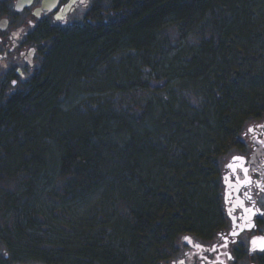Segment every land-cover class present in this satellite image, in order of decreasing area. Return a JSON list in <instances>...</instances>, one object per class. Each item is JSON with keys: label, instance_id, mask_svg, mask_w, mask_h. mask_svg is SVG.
<instances>
[{"label": "trees", "instance_id": "trees-1", "mask_svg": "<svg viewBox=\"0 0 264 264\" xmlns=\"http://www.w3.org/2000/svg\"><path fill=\"white\" fill-rule=\"evenodd\" d=\"M44 39L0 101V264H161L215 228L264 111V0H107Z\"/></svg>", "mask_w": 264, "mask_h": 264}, {"label": "flooded vegetation", "instance_id": "flooded-vegetation-1", "mask_svg": "<svg viewBox=\"0 0 264 264\" xmlns=\"http://www.w3.org/2000/svg\"><path fill=\"white\" fill-rule=\"evenodd\" d=\"M19 1L0 0V101L8 92L26 83L39 69L47 32L59 26L80 25L89 19L93 5H105L107 2L31 0L18 7ZM71 1V8L64 13ZM79 9H83L82 17L75 15ZM234 157H242L243 160H234ZM229 164H233L236 170L229 168ZM242 167L248 169L250 185L243 183L246 177ZM218 204L220 215L215 228L182 234L175 255L161 264H264L260 242H257L255 250H252L251 243L254 237H264V111L247 117L238 140L223 154ZM246 209H252L254 214L246 212ZM248 216L254 227H245L241 231L240 226L245 223L242 218ZM233 231L238 235H231ZM224 237H227V247H221ZM197 244L202 248L196 247ZM214 246L215 251L212 250Z\"/></svg>", "mask_w": 264, "mask_h": 264}, {"label": "snow or ice", "instance_id": "snow-or-ice-1", "mask_svg": "<svg viewBox=\"0 0 264 264\" xmlns=\"http://www.w3.org/2000/svg\"><path fill=\"white\" fill-rule=\"evenodd\" d=\"M250 131H254V130H250ZM234 160H243V158H242V157H234ZM229 168H232L233 171L236 170V169H235V166H234L233 164H229ZM242 170H243V172H244V174H245V177H246V180H245L243 183H246V184H249V185H250V184L252 183V181H251V178L248 177V175H247V174H248V169L242 167ZM237 179H238V178H237ZM249 199H251V197H249ZM245 211L248 212V213H250V214H254V213L252 212V209H246ZM242 219L245 221V223H244L242 226H240V230H241V231H243L245 227H247V228L254 227V225L251 224L250 216H248V217H243ZM233 224H234V226H236V225H235V220L233 221ZM231 235L235 236V235H238V233L235 232V231H233V232L231 233ZM186 240H187L189 243H193V241H191L190 238H186ZM258 241L260 242L261 249L264 250V237H254V238L252 239V241H251V243H252V245H253V249H252V250H255ZM195 246L198 247V248H202V246L199 245V244H197V245H195ZM221 247H227V237H224V244L221 245ZM212 250L215 251V246L212 248ZM228 258L231 259V255H230V254H228ZM221 264H222V262H221Z\"/></svg>", "mask_w": 264, "mask_h": 264}, {"label": "water", "instance_id": "water-1", "mask_svg": "<svg viewBox=\"0 0 264 264\" xmlns=\"http://www.w3.org/2000/svg\"><path fill=\"white\" fill-rule=\"evenodd\" d=\"M29 1H31V0H20L18 3V7H21L22 5L21 4H25V3H27V2H29ZM71 5H72V1L71 2H69L67 5H66V7H65V9H64V13H66L70 8H71ZM45 6H47V7H50V5L48 4V3H45ZM57 16H60V13H57ZM182 261V260H181Z\"/></svg>", "mask_w": 264, "mask_h": 264}, {"label": "rangeland", "instance_id": "rangeland-1", "mask_svg": "<svg viewBox=\"0 0 264 264\" xmlns=\"http://www.w3.org/2000/svg\"><path fill=\"white\" fill-rule=\"evenodd\" d=\"M105 4H106V3H105ZM73 15H74V14H73ZM73 15H72V16H73ZM75 15H78L79 17H82V15H83V9H79ZM140 93H141V92H140ZM29 263H31V262H29Z\"/></svg>", "mask_w": 264, "mask_h": 264}]
</instances>
